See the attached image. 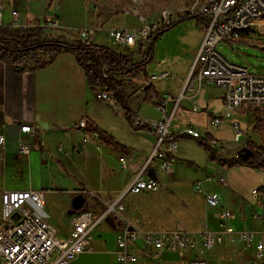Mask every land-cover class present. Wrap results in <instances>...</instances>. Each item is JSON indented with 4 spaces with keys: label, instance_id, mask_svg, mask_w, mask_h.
<instances>
[{
    "label": "crops",
    "instance_id": "obj_1",
    "mask_svg": "<svg viewBox=\"0 0 264 264\" xmlns=\"http://www.w3.org/2000/svg\"><path fill=\"white\" fill-rule=\"evenodd\" d=\"M127 3V0H6V20H9V13L13 9L19 11L22 23L31 27L55 20L59 26L51 28L50 33L47 29L46 33L68 40L77 33H66V27H80L89 31L88 38L84 39L88 43L107 45L117 53L130 51L134 61L140 63L144 58L146 45L139 42L126 48L117 45L110 37L113 29L131 30L140 26L141 23L134 16L126 14L127 8L132 6L131 2ZM100 30L104 32L97 33ZM171 34L173 33H165L156 43L154 59L158 57V48L162 42H167L170 50L165 52L166 60H163L161 66L154 68L157 61L153 60L148 69L149 77L155 73L168 72L171 67L174 69V62L167 64L174 57ZM258 38L245 35L238 41L256 45L253 40ZM202 41L203 38L197 46V53ZM169 53L172 55L169 56ZM196 56L197 54L188 61L186 68L180 74L177 73V76L170 74L171 77L167 80L151 81L157 98H168L165 109L172 117L170 131L176 136L178 144L171 174L162 171L158 167V161L147 168L148 160L155 150V133L133 128L120 106L112 107L98 101L95 93L104 86L89 83L84 69L74 55L62 52L43 68H34L31 61L13 65L0 60V135L6 139L0 150V220L1 196L6 191L42 192L44 207H30L34 214L44 218L53 227L58 238L69 235L70 219L75 213L71 212L75 196L83 194L87 199L80 211L96 212L98 209L100 213L108 204L120 202L124 206L123 213H126V217L119 220V216H110L109 220L101 222L92 233V239L99 249H106L107 240H112V255L116 260L117 235L124 219L132 222L139 220V224L144 222V213L131 209L124 200L127 197L146 199L158 210L164 202L175 199L171 197L172 193L179 198V203L187 212L196 214L191 216L197 226L196 232L186 233L199 236L224 231L218 213L225 211L230 215L226 226L231 231L250 230L256 233V237L250 246L239 240L230 242L226 239L212 250H206L212 253L210 259L194 255L185 259L177 252L164 251L157 260L164 264H188L193 258H203L208 264H264V261L256 259L255 249L262 238L264 226L255 217L260 209L251 196L255 188L264 187V184H246L243 175L235 173L237 168L243 166L224 167L213 162L210 152L200 144L204 141L210 145V138L216 139L217 145L213 148L218 152L219 158L227 159L235 158L234 155H239L244 148L236 147V153L231 152L234 153L231 155L226 152L224 142L220 143L216 138V132L211 131L210 127L217 128L212 120L223 114L216 113L214 103L220 100L225 107L224 93L214 86H200L198 80L190 77ZM122 83L130 107L140 124L153 125L163 119V113L158 107L145 101L144 91L149 82L143 74L124 77ZM181 96L183 98L180 99ZM206 115L209 117L206 123L208 126L206 132L202 133L197 124L204 123ZM177 116L181 120L175 122ZM83 120L86 121V127L81 130L79 123ZM25 125L30 126L33 133L23 132L21 128ZM187 127H194L202 137L197 139L186 135L184 131ZM96 130L111 136L116 143H102ZM249 140L247 138L246 142ZM261 141L259 135L257 141L253 142L257 144ZM21 144L31 147L28 156L19 154ZM190 144L205 151V160L201 165L185 150L184 146ZM152 169L156 174L154 180L160 186L158 191L127 193L137 177L142 175L145 179H151L149 172ZM184 171H195L197 175L186 179L183 177ZM208 177L213 180L208 182ZM197 184H201V192L195 191ZM212 192L221 197L219 210L207 206L206 196ZM96 194L99 198L89 196ZM199 202L202 205L201 214L197 213ZM167 210L171 212L170 207ZM148 247L140 240L134 251L140 250L148 254ZM116 262L120 264L117 260Z\"/></svg>",
    "mask_w": 264,
    "mask_h": 264
},
{
    "label": "built area",
    "instance_id": "obj_2",
    "mask_svg": "<svg viewBox=\"0 0 264 264\" xmlns=\"http://www.w3.org/2000/svg\"><path fill=\"white\" fill-rule=\"evenodd\" d=\"M192 1L193 5L189 8V13L201 15L204 37L190 77L198 80L200 86H214L221 89L227 109L225 114L214 118L212 124L218 127L231 119L229 111L243 104L249 105L255 111L264 112V75L253 74L247 67L230 62L217 49L224 39L238 41L245 35L264 36V0ZM7 11L6 0H0V27L17 30L31 27L22 23L21 15L16 9L10 11L9 20H6ZM126 14L134 16L141 23L140 26L131 30L113 29L110 31V37L114 42L126 48H131L139 42L146 45L153 32L178 18L170 9H164L161 12L159 21L149 20L142 11L134 10L133 7L127 8ZM57 26L59 23L55 20L46 21L42 25L45 34L47 29ZM77 35L80 39H87L89 31L81 30ZM170 77L168 72L155 73L150 76V81H162ZM95 97L100 102L116 107L113 94L107 86L100 87ZM158 99H160L158 109L163 113V119L149 125L156 135V148L148 160L147 168L152 167L158 161V167L171 174L178 144L176 136L170 131L172 117L165 109L168 98H157L156 96L155 100L158 101ZM135 125H140V123L135 120ZM230 126L234 131L235 141H240L243 133L239 124L233 122ZM85 127L86 121L83 120L79 123V128L84 130ZM21 129L25 133H33V129L28 125ZM184 133L197 139L202 137L194 127H187ZM86 138L85 133L84 141ZM5 143V137L0 135V150ZM210 145L216 146L217 141H210ZM18 150L22 156H28L31 153V147L27 144L19 145ZM238 157V155L235 156V158ZM212 180V177L207 178L208 182ZM159 188L156 180L145 179L141 175L134 180L127 193H150L158 191ZM194 188L195 191L201 192V184L195 185ZM251 196L261 211L258 210L255 217L264 226V188H255ZM1 201L0 264H48L53 257L55 261L52 264H69L90 249L92 233L101 222L106 221L112 215L121 216L124 211V206L117 202L108 204L99 214H94L92 211L75 212L70 219L71 228L68 237L58 238L53 227L44 218L34 214L30 207L31 205L38 208L44 207L45 199L42 192L6 191L2 194ZM206 203L209 208L219 210L221 197L218 193L212 192L206 196ZM218 217L224 231L199 236L180 231H143L137 226V220L132 222L124 219L117 235L116 260L120 264H136L138 258L134 253V248L140 240L153 246L152 256L155 259H160L164 251H173L184 256L183 250L194 252L200 250V247L212 250L226 239L230 242L239 240L247 246L252 244L256 237L254 231H231L226 226L230 215L225 211H220ZM255 249L256 259L264 261V232ZM188 264H208V262L203 258H193Z\"/></svg>",
    "mask_w": 264,
    "mask_h": 264
},
{
    "label": "rangeland",
    "instance_id": "obj_3",
    "mask_svg": "<svg viewBox=\"0 0 264 264\" xmlns=\"http://www.w3.org/2000/svg\"><path fill=\"white\" fill-rule=\"evenodd\" d=\"M127 4H131L134 10L142 11L149 20L159 21L161 12L164 9H170L175 17L183 16L189 13V8L193 5L192 0H127ZM131 2V3H130ZM68 28V29H67ZM80 27H66V33H78L81 31ZM52 32V30H48V33ZM103 30H100L97 33H102ZM45 34L43 39L49 40L51 38H58L62 42L66 43H76V41H83L84 39H80L78 35H74L69 40L62 36H54V34ZM165 33H173L171 34V47L173 56L171 60L167 61V64L174 62V69L171 67L168 71L169 74L173 76H177L182 72L186 66L188 65V61L197 54V46L201 42L204 36V29L202 27V20H198L196 18L185 20L179 24H177L173 29L165 32ZM69 41V42H68ZM254 43L256 45L249 43L247 41H232L229 39H224L217 47L218 51L223 54L230 62L245 66L249 69V71L253 74L264 75V36H259L258 40L254 39ZM156 45V44H155ZM107 46V45H105ZM170 46L167 42H162L160 44V48H158V57L154 59L156 62L155 67L157 68L161 66L163 60H166L165 52H169ZM155 51V46H154ZM172 53L168 54L169 56ZM176 57V58H175ZM172 70V71H171ZM178 73V74H177ZM210 90L214 88H209ZM216 107L217 114H225L227 109L223 106L220 100H216L214 103ZM152 113V112H151ZM231 119L226 120L217 128L210 127L212 132H216V138L220 140V143L224 142L226 147V152H234L236 147L240 149L245 147L247 144L246 140L249 138L254 142L258 139V132L255 130L258 125V117L255 115V110H253L249 105L243 104L242 106L229 111ZM204 118L205 122L197 124L199 130L203 133L206 132V126H208L207 120L209 117L206 115ZM200 119V118H199ZM181 119L178 116L175 118L176 121H180ZM202 122V120H201ZM233 122H237L239 124V128L243 133V137L241 140L236 143L234 142V131L231 129V124ZM218 131V132H217ZM259 145H264V140L257 143ZM181 145V144H180ZM156 148V145H155ZM185 150L192 156H194L199 165H201L205 160V151L201 148H194L191 144L184 146ZM236 153V152H234ZM234 153H231V155ZM238 154V153H237ZM235 154L234 156H236ZM229 155V156H231ZM188 160V159H186ZM235 171L236 174L241 173L243 175L244 181L246 184H264V171L254 170L253 167H242L237 168ZM184 178H191L196 176V172H183ZM197 177H195L196 179ZM91 197L99 198L96 194L89 195ZM171 197L175 198L170 201L164 202L160 209L157 210L156 206L148 203L146 199L140 198H129L127 197L124 202L131 209H138L140 212L144 213L142 224H137L140 229L148 230V231H185L189 233L196 232L195 228L196 223L193 221L194 215L191 211L187 212L183 205L179 203V198L176 195L171 193ZM143 198V197H142ZM88 204V203H87ZM167 207L171 208V212L167 210ZM197 213L201 214L202 205L199 202L197 206ZM196 209V207H195ZM36 211V209H35ZM93 212V211H92ZM99 210L97 209L94 214H99ZM126 212V209H125ZM112 215L111 217H114ZM192 216V217H191ZM123 217H126V213H123L122 216H119V220ZM139 221V220H137ZM140 222V221H139ZM100 230V229H99ZM100 243V242H99ZM102 243V242H101ZM96 242L92 239L90 249L84 252L79 258L74 260L71 264H118L115 260L114 254V244L111 239L107 240L106 249H99L96 247ZM200 250L195 252H190L188 250H183L182 253L184 255L183 258H188L190 255L204 257L210 259L212 257L211 252H207L204 248L200 247ZM148 251L153 253L154 249L152 245H149ZM145 254L144 251H134L138 258V262L136 264H162L163 261L157 260L153 258L151 253ZM192 253V254H191ZM55 261V257L48 263L52 264ZM164 264V263H163Z\"/></svg>",
    "mask_w": 264,
    "mask_h": 264
},
{
    "label": "trees",
    "instance_id": "obj_4",
    "mask_svg": "<svg viewBox=\"0 0 264 264\" xmlns=\"http://www.w3.org/2000/svg\"><path fill=\"white\" fill-rule=\"evenodd\" d=\"M193 18L201 20L202 17L199 14L188 13L153 32L146 44L145 55L140 63L134 61L130 51L117 53L108 46L88 43L85 40H79L76 43L62 42L58 38L45 40L43 39L45 35L44 28L40 24L18 30L0 27V60L13 65H21L26 61H31L34 63V68H43L60 53H70L75 56L78 64L84 69L91 85L107 86L109 88L116 105L125 111L126 118L133 128L152 131L149 125H135L136 115L125 95L122 78L143 74L145 80L149 82L144 91L145 101L158 107L160 99L155 100L156 92L148 74L149 66L155 56L154 46L165 32L173 29L177 24ZM46 58H49V60L46 61ZM255 115L258 117V125L255 130L264 140V113L255 111ZM97 133L102 143H116L106 133L101 131H97ZM212 140L217 141L210 138V141ZM200 144L210 152L213 162H217L224 167L249 166L264 171V147L251 140L240 150L238 158L230 159L219 158L218 152L206 142L203 141ZM246 151L252 152L248 160L244 159Z\"/></svg>",
    "mask_w": 264,
    "mask_h": 264
},
{
    "label": "water",
    "instance_id": "obj_5",
    "mask_svg": "<svg viewBox=\"0 0 264 264\" xmlns=\"http://www.w3.org/2000/svg\"><path fill=\"white\" fill-rule=\"evenodd\" d=\"M252 154L251 151H246L245 155H244V159L248 160L249 156ZM149 177L151 179H156V174L155 171L152 169L149 172ZM87 199L84 197L83 194H79L77 196L74 197L73 201H72V213L80 211L84 208L85 203H86ZM108 220L110 219L109 217L107 218Z\"/></svg>",
    "mask_w": 264,
    "mask_h": 264
}]
</instances>
